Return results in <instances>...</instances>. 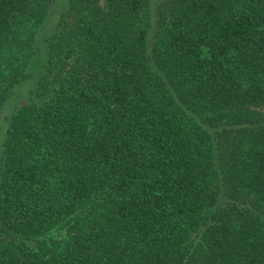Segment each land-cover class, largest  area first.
Segmentation results:
<instances>
[{
  "label": "trees",
  "instance_id": "obj_1",
  "mask_svg": "<svg viewBox=\"0 0 264 264\" xmlns=\"http://www.w3.org/2000/svg\"><path fill=\"white\" fill-rule=\"evenodd\" d=\"M150 3L0 0V264H264V0Z\"/></svg>",
  "mask_w": 264,
  "mask_h": 264
},
{
  "label": "rangeland",
  "instance_id": "obj_2",
  "mask_svg": "<svg viewBox=\"0 0 264 264\" xmlns=\"http://www.w3.org/2000/svg\"><path fill=\"white\" fill-rule=\"evenodd\" d=\"M60 1L62 2V0H56L58 6L60 5ZM159 2H161V0H151V9L154 10ZM43 26V30L40 32V34L38 33L39 37L37 35L38 42L36 41L37 43L34 42L33 44V56L25 67V74L28 77L27 80L24 83L16 85L13 88V94L6 100L5 104L0 108V135L4 130V127L7 126V119L9 118L10 114L15 109V107L17 105H22L24 103H29L30 101H32L34 99V94L39 91L37 77L40 73H44L41 67H43L46 55V48L39 38L49 37L53 33L54 18L49 19L48 15L43 23ZM38 44L40 48L37 52ZM63 234V229L54 228L46 234L40 236L39 238H36L35 242H33L32 244H34L35 247H39L41 245L48 247L53 241L62 239Z\"/></svg>",
  "mask_w": 264,
  "mask_h": 264
}]
</instances>
